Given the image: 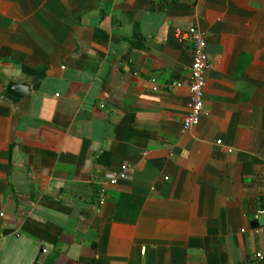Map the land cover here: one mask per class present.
<instances>
[{
    "label": "crops",
    "instance_id": "1",
    "mask_svg": "<svg viewBox=\"0 0 264 264\" xmlns=\"http://www.w3.org/2000/svg\"><path fill=\"white\" fill-rule=\"evenodd\" d=\"M262 208L264 0H0V264H264Z\"/></svg>",
    "mask_w": 264,
    "mask_h": 264
},
{
    "label": "built area",
    "instance_id": "2",
    "mask_svg": "<svg viewBox=\"0 0 264 264\" xmlns=\"http://www.w3.org/2000/svg\"><path fill=\"white\" fill-rule=\"evenodd\" d=\"M174 36L180 41L189 42L192 49V64L189 79L175 82L170 85L171 90L187 89L189 92L187 114L182 121V132L185 133L199 125L200 119L204 113L206 73L210 69V63L207 54V39L205 32L198 28L191 27L184 31L179 29L176 30ZM100 108L103 110L105 109L104 105H100ZM216 144H220V142L218 141ZM131 172V166L126 165L119 173H116L113 177L99 186L97 190V201L100 207L106 202L107 190L110 187L116 186L120 181L125 180ZM262 216H264V208L255 211V219ZM255 258L259 261H264V255L262 254L256 255Z\"/></svg>",
    "mask_w": 264,
    "mask_h": 264
},
{
    "label": "water",
    "instance_id": "3",
    "mask_svg": "<svg viewBox=\"0 0 264 264\" xmlns=\"http://www.w3.org/2000/svg\"><path fill=\"white\" fill-rule=\"evenodd\" d=\"M6 92L16 98H21L29 95V89L28 87L16 83H10L7 87ZM44 248H42V251Z\"/></svg>",
    "mask_w": 264,
    "mask_h": 264
},
{
    "label": "trees",
    "instance_id": "4",
    "mask_svg": "<svg viewBox=\"0 0 264 264\" xmlns=\"http://www.w3.org/2000/svg\"><path fill=\"white\" fill-rule=\"evenodd\" d=\"M42 75V74H41Z\"/></svg>",
    "mask_w": 264,
    "mask_h": 264
}]
</instances>
